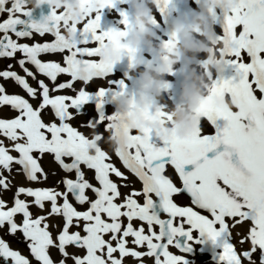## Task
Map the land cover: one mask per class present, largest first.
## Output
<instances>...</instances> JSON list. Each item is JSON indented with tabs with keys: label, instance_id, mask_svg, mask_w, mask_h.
<instances>
[{
	"label": "snow or ice",
	"instance_id": "1",
	"mask_svg": "<svg viewBox=\"0 0 264 264\" xmlns=\"http://www.w3.org/2000/svg\"><path fill=\"white\" fill-rule=\"evenodd\" d=\"M29 3L0 0V14H6L0 20V60L14 61L0 70V78L35 101L8 94L0 84V109L9 106L17 113L0 118V191L12 187L13 171L31 183L47 181L46 154L64 175L54 187L17 186L11 207L0 199V231L21 233L38 264H126L125 258L146 264L145 257L151 264H191L170 246L191 254L194 244L209 241L222 250L219 264H264V0H230L222 19L211 14L222 24L215 43L224 69L198 109L205 124L191 139L161 140L150 130L133 131L130 143L116 150L108 142L116 117L106 108L128 85L107 79L105 87L89 89L94 78L112 76L115 64L104 61V49L109 42L119 46L131 27L128 13H120L124 29L103 30L102 11L118 0H81L85 16L78 25L63 9L37 20ZM169 3L163 0L162 13ZM68 28L77 39L66 38ZM34 34L54 40L21 42ZM49 54H60L62 61L42 58ZM62 75L68 79L58 83ZM217 98L224 102L217 104ZM89 105L95 115L88 114ZM159 115L161 123L172 119ZM205 126L213 131L204 132ZM109 148L141 182L140 189L111 162ZM180 196L189 203L178 204ZM32 205L44 214L34 217ZM49 218H60L62 227L57 222L50 228ZM228 220L232 227L250 222L240 240L249 242L248 249L238 253L230 242ZM0 264L32 262L0 236Z\"/></svg>",
	"mask_w": 264,
	"mask_h": 264
},
{
	"label": "clouds",
	"instance_id": "2",
	"mask_svg": "<svg viewBox=\"0 0 264 264\" xmlns=\"http://www.w3.org/2000/svg\"><path fill=\"white\" fill-rule=\"evenodd\" d=\"M161 0H153L159 7ZM47 4L50 9L68 13L70 23L79 24L85 16V6L81 0H32L33 11ZM230 0H202V11L191 21H177L172 30V36L164 47L162 59L153 62L147 68L140 70L139 52L145 46H152L156 33L153 31L154 18L148 0H132L135 9V19L119 38V46L111 42L104 49L103 59L109 64L121 63L126 56L130 58L135 76L134 91L126 90L115 99L113 129L109 136L111 147L123 149L129 143V135L135 131L143 135L150 130L161 140H171L173 137L188 140L201 126L203 117L198 109L209 95L214 77L224 69L223 58L217 55L215 31L209 16L217 9L229 8ZM96 8L99 5H91ZM67 39H77V33L71 28L66 29ZM131 49V55L127 52ZM205 54L203 71L194 67L195 61ZM183 68V87L178 103L168 106L160 103L169 85L167 77L174 73L176 65ZM217 104L224 101L217 98ZM160 112L171 115V120L161 123Z\"/></svg>",
	"mask_w": 264,
	"mask_h": 264
},
{
	"label": "rangeland",
	"instance_id": "3",
	"mask_svg": "<svg viewBox=\"0 0 264 264\" xmlns=\"http://www.w3.org/2000/svg\"><path fill=\"white\" fill-rule=\"evenodd\" d=\"M11 2H12V0H9V5L11 4ZM148 2H149L148 3L149 6L150 7L152 6L151 8H153L152 9L153 10L152 11V15L154 17V20L156 18L158 19V20L156 19V22L154 21L156 24L154 23L153 27H155V25H156L157 27L160 28V26L163 25L162 28H160V29L162 31H164L165 34L168 33L171 36H172V34H171L172 32L171 31L173 30L172 28H173L174 24L177 21H179L181 19V21H189L190 22L191 19L198 12L202 11V8L200 7L201 4H202V0H171V3L168 4L166 11L163 12V13L160 11V8L164 6L163 5V0H161V2L159 4V7H157L156 4L153 3V0H148ZM9 5H6V7L9 6ZM31 5H32V3H31V0H30V3L27 5V7H32L33 5L32 6ZM46 7H48L47 4L42 5L40 8H37V12L36 13H35L36 10H34V13H33L34 18L39 20L43 16L50 15L51 12H52V9H50L49 7L48 8H46ZM132 9H134L132 7V0H123V2H120V0H118V3H117L115 8H105L102 11V29L103 30H108L110 28H117V27H118L117 29H124V25L119 24V23H121V20L123 19V17L120 15V13L121 12H127L128 16H129V19L133 22L134 21V17H135V13L133 11H131ZM38 11H39V15H38ZM153 12H154L155 16H154ZM222 13L223 12H222L221 9H217L216 10V15L220 19H222V17H223ZM0 15H1L0 16V20H2L3 18L6 17V14H0ZM21 18H23V17H21ZM209 19L212 22L213 27L215 28L214 31L216 30L215 34L216 35L221 34L222 33V24H221L220 20H216L215 21L212 18V15L209 16ZM157 23H158V25H157ZM215 23H217V24H215ZM111 24L114 27H112ZM115 26H117V27H115ZM219 26H220V28H219ZM159 28H157V29H159ZM163 29H165V30H163ZM167 30H169V32ZM238 31H239V26H238ZM45 36L48 37L47 40H45ZM45 36L44 37H40L38 34H34L32 38H23L21 40V42H28L29 44H32L35 40H36L35 42H42L43 40H45L44 42H51V40L53 41V39H54V37L50 36V34H46ZM13 38L16 39L15 37H13ZM154 41H155V38H154ZM145 49H147L146 50L147 52L145 51ZM150 49L151 48H149V46H147V47L145 46L138 54L139 59L141 61V64H140V70L141 71L143 69L147 68L148 66H150V64H152L153 62H156V60H159V59H157L158 58L157 54H156V58L153 59V57H155V55H154L155 52L153 50H151L152 51L151 52ZM148 50H149V53H148ZM60 56H61L60 54H54V55L49 54V55H43L42 58L45 59V60L47 59V60L62 61V57L60 58ZM8 62H13L14 63V61H8L6 59L0 60V70H2L4 67H6L7 66L6 64ZM197 63L199 64L198 60H197ZM15 67H16V70L19 72L20 70H19L18 65H16ZM115 67H116V70L113 71L112 76H110L108 78H94V81L91 83L89 90H95L97 87L106 86V80L107 79H113L114 81H116L117 82V87H118V82L120 80H124L127 83V85H128V90H130V91L135 90L134 88L136 87L135 86L136 83H134L135 82L134 77L138 76L139 72L138 71L137 72H133L131 64H130V58L128 56H126L121 63L115 64ZM115 67H114V69H115ZM174 73H172V74H174L178 78V76L180 74V71H176ZM20 74H23V73L21 72ZM66 79H68V77L63 76V75L61 77H58V81L59 82L63 81V80H66ZM30 83H32L33 86H36L35 82L31 81V79H30ZM80 83H78L77 86H79ZM93 83L96 84V85H94ZM0 84H3L5 86L6 92L8 94H19V95L24 96V98H27V99L31 100V98L28 97L27 94L18 85H15L14 82H12L10 80L9 81H4L2 78H0ZM131 84L134 86L133 90L131 88V86H132ZM176 91H177V93L180 92V94L182 92V90H180V91L176 90ZM176 91H175L174 95H170L168 93H164V96H166L167 100L170 102V106L178 103V101H179L180 94L177 95ZM30 102H32L35 105V101L31 100ZM160 102H161V100H160ZM161 104H163V103L161 102ZM87 109H88V112L90 113V115H95V112L92 111L93 108H92L91 105L87 106ZM114 110H115V101H113V102H111V103H109L107 105L106 112L109 113V114H112L114 112ZM16 114L17 113L14 110H12L9 106H4L2 109H0V118L10 119V118H13ZM44 118L47 119V117H44ZM72 124L75 127H79V125L76 124V122L74 120L72 121ZM204 124H205V122L202 121V125H204ZM80 130L85 132V134H88V130L83 129V128H80ZM203 130H204V132H208V133H211L213 131L211 127H207V126H205ZM0 139H3V138L0 137ZM5 143L7 144L9 142L7 140H5ZM109 151H111L110 153H112L111 148H109ZM13 155H15V153H13ZM46 157H49L51 159V161L53 162L54 167L56 168L58 173L61 172L63 174V172L59 169V166L54 162L52 157L49 154H46ZM111 159H112L111 162H113L115 164V166H117L121 171H123L125 173V175H128V178H129V175H130L134 179V181L137 183V185H135V184H132V185L136 189H140L142 187L141 182H139V180L128 169H126L123 166L122 161L117 156H115L114 153L111 155ZM42 166L46 170L44 161L42 163ZM4 174L5 175H9V174H7V172H5ZM17 176H18V179H17ZM173 177H175V176L173 175ZM112 178L114 180H117V178L114 175H113ZM10 179L12 180V187L9 190L0 191V199L5 200L8 203L9 207H11V205L13 204V197H14L13 195H14V193L16 191V187L17 186L45 187V185H27V184H37V183H31V182L26 181L22 174H18L15 171H13V173L11 174ZM45 182L48 183L47 181H43V183H45ZM46 185L48 187V184H46ZM62 188H63V185H62ZM127 190H129V189H127ZM25 198H26V200H29V201H31L33 199V198H30V197H25ZM70 199H71V197H70ZM176 200H177V203L180 204V205H187L189 203V199L186 196L177 197ZM49 205H50L49 202H45V206L46 207H48ZM75 206L77 207V205H75ZM34 207H35V205H32V208H34ZM81 208L84 210V208H86V206H81ZM228 222L230 224L232 223L231 220H228ZM194 235H195V233H194ZM197 238L200 239L198 237V234H197ZM196 245H199V244H194L195 247H199V246H196ZM233 245L235 246L237 252L240 253L239 250L237 249L236 245L234 243H233ZM13 249L14 250H19V249L14 248V247H13ZM19 251H21V250H19ZM21 254L25 255L26 257H29L30 260L32 261V263H38L31 256L30 251L27 252L26 254H23V253H21ZM183 256H185L186 258L188 257L187 255H183Z\"/></svg>",
	"mask_w": 264,
	"mask_h": 264
},
{
	"label": "bare ground",
	"instance_id": "4",
	"mask_svg": "<svg viewBox=\"0 0 264 264\" xmlns=\"http://www.w3.org/2000/svg\"><path fill=\"white\" fill-rule=\"evenodd\" d=\"M32 3V2H31ZM149 3V2H148ZM32 6V5H31ZM152 7V6H151ZM48 8V7H46ZM153 9V8H152ZM35 13L37 12V9H35ZM155 10V9H154ZM131 11H133L135 13V9H132ZM153 11V10H152ZM156 12V11H155ZM223 12V11H222ZM220 13V12H219ZM154 14V12H153ZM38 15H39V11H38ZM223 15V13H222ZM1 16V15H0ZM42 16V15H41ZM155 16V14H154ZM158 16V15H157ZM219 16V15H218ZM36 17V16H35ZM6 18V17H5ZM37 18V17H36ZM154 18V17H153ZM135 19V17H134ZM157 19V18H156ZM156 19L154 20L156 22ZM180 19V18H179ZM158 20V19H157ZM131 21V20H130ZM181 21V19L179 20ZM216 21V20H215ZM154 22V23H155ZM132 23V21H131ZM121 24V23H119ZM156 24V23H155ZM163 24V23H162ZM217 24V23H215ZM112 25V24H111ZM116 25V24H115ZM158 25V23H157ZM154 26V25H153ZM163 26V25H162ZM162 26H160V28H162ZM215 26V25H214ZM218 26V25H217ZM112 27H114L112 25ZM117 27V26H115ZM157 26L155 25V27H153V31L156 33V37H155V41H154V45L152 46H149L150 51L153 50L155 53V57L156 58V54H157V59H162L163 56L165 55L164 53V47L165 45L167 44V42L170 41L171 39V35H169L168 33L165 34L164 31H162L159 27V29L156 28ZM216 27V26H215ZM118 28V27H117ZM164 28V27H163ZM172 28V27H171ZM170 28V29H171ZM220 28V26H219ZM169 29V28H168ZM173 29V28H172ZM215 29V28H214ZM165 30V29H163ZM218 30V29H217ZM169 32V30H167ZM166 31V32H167ZM172 32V31H171ZM216 32V30H215ZM172 34V33H171ZM51 36V35H50ZM44 39V38H43ZM48 37L45 36V40H47ZM53 39V38H52ZM35 40V39H34ZM39 40V39H38ZM45 40H43L42 42H44ZM54 40V39H53ZM36 41V40H35ZM52 41V40H51ZM147 47V46H146ZM147 49H145L146 51ZM144 51V50H143ZM147 52V51H146ZM152 52V51H151ZM148 53H149V50H148ZM153 56V55H152ZM46 57V56H45ZM62 56H60L61 58ZM150 57V56H149ZM52 58V57H51ZM47 60V59H46ZM59 60V59H58ZM156 60V59H155ZM157 61V60H156ZM199 61V64L197 63V61H195L194 63V67H198L200 71H203V64L205 62V54H201L200 56V59H198ZM7 65V64H6ZM117 67V66H116ZM116 67L114 70H116ZM176 71H180V74L178 76V78L174 75V74H171L167 77L168 81L170 82L169 85H170V88L167 87L165 92L164 93H168L170 95H174L175 94V91L178 90H182V87H183V80H184V77H183V68L180 64H177L176 65ZM175 71V72H176ZM137 74V73H136ZM138 75V74H137ZM59 83V81H57ZM61 82V81H60ZM133 82V81H132ZM50 83V82H49ZM80 83V82H78ZM136 83V82H134ZM133 83V84H134ZM94 84V83H93ZM96 85V84H94ZM105 85V84H104ZM132 85V84H131ZM130 85V86H131ZM99 86V85H98ZM133 86V85H132ZM132 90L134 88V86L132 87ZM136 86V85H135ZM105 87V86H104ZM135 89V88H134ZM134 91V90H133ZM177 93V91H176ZM71 94V93H70ZM179 93H177V95H179ZM179 98V97H178ZM178 100V99H177ZM31 101V100H30ZM161 102L164 104V105H168L170 106V102L167 100V97L163 95V98L161 99ZM160 102V103H161ZM93 111V110H92ZM109 112V111H108ZM112 112V111H111ZM88 114H90L88 112ZM113 114V113H112ZM80 120L81 118H76L74 119V121L76 122V124L79 125L80 123ZM75 127V126H74ZM84 129V128H83ZM87 130V129H86ZM112 150V149H111ZM111 152V151H110ZM113 154V153H112ZM112 160V159H111ZM44 164H45V167H46V172H49V178L47 180L48 183H37V184H27V185H45V187H47L46 184H48V187H54L56 186V182L57 180L60 179V177L63 175L61 172L58 173V171L56 170V168L54 167V164L53 162L51 161V159L49 157H46V159L44 160ZM117 167V166H116ZM52 171H55L56 172V175H51V172ZM123 172V171H122ZM8 174V173H7ZM128 176V175H127ZM174 178V181L178 183L179 185V181ZM17 179H18V176H17ZM128 181L131 182L132 184H135L137 185V183L134 181V179L129 175V178H128ZM16 187V186H15ZM60 189H63L62 188V185L59 186ZM15 189V188H14ZM122 191H129L125 188H122L121 189ZM14 196V195H13ZM21 199H26L24 196H21ZM50 203V202H49ZM75 204V202H74ZM12 206V205H11ZM50 206V205H49ZM46 207L47 208H49ZM78 209L79 210H83L81 208V206L77 205ZM30 210L33 212V215L34 217L36 215H42L44 214L42 211H40L36 206L34 208H32V206L30 207ZM19 219V217H17ZM59 222L61 224V227H62V221L60 220V218H49V224H50V228H51V225L53 223H57ZM232 222V221H231ZM134 223H139V222H134ZM230 224V223H229ZM232 223L230 224V231H231V237H230V241L232 243H234L237 247V249L239 250V252H242L243 250H246L248 249L249 247V242L248 241H245L244 244H241L240 243V240L242 237H244L245 235H247V232H248V229L250 227V222H244L243 224H237L235 227H232L231 226ZM146 228V232H147V227L145 226ZM54 231V235L57 231H59V229H55L53 230ZM0 236H2L10 245V247H14V248H17L19 250H21L20 252L23 253V254H26L27 252H29L28 250V247H27V244L22 236L21 233H17L15 234L14 236L12 235H7L6 233L0 231ZM196 246H199V247H195L194 246V251L191 253V254H187V253H181L179 251V249H176L174 247H171L170 246V251L173 253V254H176V255H187L189 261L191 262V264H219V261H218V255L220 254V252L222 251L220 248L214 246L210 241L209 242H205V243H200L199 245H196ZM50 252L53 254L54 258H56L58 256V253H56V250L52 249L50 250ZM29 258V257H27ZM30 259V258H29ZM31 261V260H30ZM125 261H126V264H135V262L133 261L132 258H125ZM145 261H146V264H151V259L150 258H147L145 257ZM32 262V261H31ZM32 264H38V263H32Z\"/></svg>",
	"mask_w": 264,
	"mask_h": 264
}]
</instances>
